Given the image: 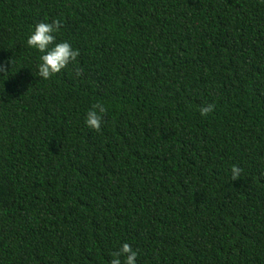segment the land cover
I'll return each mask as SVG.
<instances>
[{
  "label": "trees",
  "instance_id": "1",
  "mask_svg": "<svg viewBox=\"0 0 264 264\" xmlns=\"http://www.w3.org/2000/svg\"><path fill=\"white\" fill-rule=\"evenodd\" d=\"M0 64V264H264V0H0Z\"/></svg>",
  "mask_w": 264,
  "mask_h": 264
},
{
  "label": "clouds",
  "instance_id": "2",
  "mask_svg": "<svg viewBox=\"0 0 264 264\" xmlns=\"http://www.w3.org/2000/svg\"><path fill=\"white\" fill-rule=\"evenodd\" d=\"M61 28L59 20L51 23L39 22L36 24L34 32L28 37L27 45L38 50L42 55L39 57L38 76L44 80H49L55 74L61 72L70 63L77 60L80 55L78 49H74L68 41L56 42V35ZM51 46V47H50ZM11 63L12 60H11ZM9 69L4 64H0V73L6 74ZM76 75L79 76L82 69L76 67ZM214 104H207L200 108V114L207 116L214 111ZM107 109L101 103L93 104L85 117V123L96 132H100L104 123V115ZM242 169L236 165L231 168L232 180L235 181L241 177ZM138 252L133 250L128 243H124L117 251L111 253L113 257L110 264H137ZM121 257H124L122 262Z\"/></svg>",
  "mask_w": 264,
  "mask_h": 264
}]
</instances>
